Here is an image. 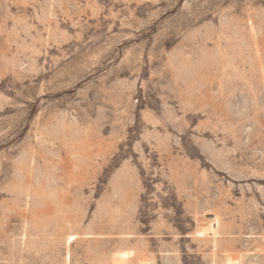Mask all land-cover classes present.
Here are the masks:
<instances>
[{"label":"rangeland","instance_id":"rangeland-1","mask_svg":"<svg viewBox=\"0 0 264 264\" xmlns=\"http://www.w3.org/2000/svg\"><path fill=\"white\" fill-rule=\"evenodd\" d=\"M228 260L264 264V0H0V264Z\"/></svg>","mask_w":264,"mask_h":264},{"label":"bare ground","instance_id":"bare-ground-1","mask_svg":"<svg viewBox=\"0 0 264 264\" xmlns=\"http://www.w3.org/2000/svg\"><path fill=\"white\" fill-rule=\"evenodd\" d=\"M214 232V231H213ZM214 234V233H213ZM215 235V234H214ZM226 264H238L236 261L228 260Z\"/></svg>","mask_w":264,"mask_h":264}]
</instances>
